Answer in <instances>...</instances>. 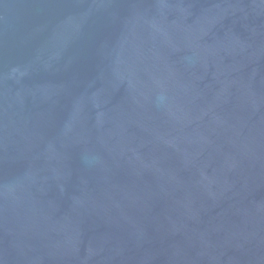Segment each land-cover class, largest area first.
Wrapping results in <instances>:
<instances>
[{
  "label": "water",
  "instance_id": "water-1",
  "mask_svg": "<svg viewBox=\"0 0 264 264\" xmlns=\"http://www.w3.org/2000/svg\"><path fill=\"white\" fill-rule=\"evenodd\" d=\"M0 264H264V0H0Z\"/></svg>",
  "mask_w": 264,
  "mask_h": 264
}]
</instances>
